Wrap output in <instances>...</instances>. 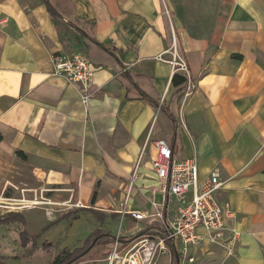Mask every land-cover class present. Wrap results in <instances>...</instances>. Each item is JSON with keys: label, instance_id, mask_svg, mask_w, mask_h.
Wrapping results in <instances>:
<instances>
[{"label": "crops", "instance_id": "crops-1", "mask_svg": "<svg viewBox=\"0 0 264 264\" xmlns=\"http://www.w3.org/2000/svg\"><path fill=\"white\" fill-rule=\"evenodd\" d=\"M49 3L58 17L44 0H0V152L71 201L77 191L83 206L118 212L135 171L127 210L168 219L176 202L163 205L152 142L137 165L146 143L164 138L175 158H197L200 180L220 173L217 196L232 212L221 243L191 247L182 264H264V0ZM174 41L189 73L159 58ZM78 51L96 68L86 105L77 84L52 73L54 56ZM123 71L151 83L134 87ZM188 75L196 87L185 98ZM137 221L128 234L143 230Z\"/></svg>", "mask_w": 264, "mask_h": 264}, {"label": "built area", "instance_id": "built-area-1", "mask_svg": "<svg viewBox=\"0 0 264 264\" xmlns=\"http://www.w3.org/2000/svg\"><path fill=\"white\" fill-rule=\"evenodd\" d=\"M169 53L171 54L170 59H166L163 54L159 55V58L170 62L173 72L183 70L189 73L188 61L178 50L175 41L169 49ZM95 72L94 63L83 52L56 55L53 58L52 73L65 78L68 83L77 84L85 105L92 96L91 87L94 83ZM195 87V81L188 75L185 98L191 95ZM151 142L154 150L152 164L162 181L160 189L163 192V205H168L174 199L176 202L174 216L167 219L164 210L158 209V216L164 220L167 226V232L164 235L144 232L141 229L134 234L133 238L124 243L119 239L122 235L119 230L107 258L109 264H156L161 254L170 250L167 239L173 240L183 257H187L191 247L199 246L207 240L221 243L220 240L224 232L230 229L228 217L232 212L227 208L226 202L221 201L217 196L224 184L220 173L213 171L208 178L200 180L197 158H175L169 142L164 138L148 141L142 149L137 165L140 164L143 154ZM135 175L134 171L124 198L125 205L119 211L121 223L126 214H130L137 220L146 215L142 211L127 210L126 205L134 186ZM75 205L83 207L80 202ZM199 226L207 230L208 237L197 232ZM231 231L235 235L238 234L235 229ZM232 240H234L233 237L229 239V243Z\"/></svg>", "mask_w": 264, "mask_h": 264}, {"label": "rangeland", "instance_id": "rangeland-1", "mask_svg": "<svg viewBox=\"0 0 264 264\" xmlns=\"http://www.w3.org/2000/svg\"><path fill=\"white\" fill-rule=\"evenodd\" d=\"M23 164L20 160L0 152V197L3 199L0 201V217L7 215L9 211L24 213L26 227L30 233L39 232L53 221H58V223L44 229L39 235L40 248H32V246L23 248L19 244L16 225H1L0 255L9 264H15L17 259H14L13 256L21 253L20 264H49L64 247L68 246L73 249L82 246L90 233L101 224L94 214L84 210H75L80 206L75 205L69 199L61 184L42 185V182L32 174L31 169ZM25 201H27V207ZM105 227L115 236L119 230L122 235L127 233L123 222L121 223V218L118 220L109 219ZM45 242L50 243L48 250L41 249ZM229 246V243L224 245L225 248ZM234 247L235 243L232 240V251ZM198 248L200 249V247ZM91 253L92 256H87L84 261L77 264H109L108 256L103 254L93 256L96 253V248H93ZM164 255L162 264L165 263L164 259L168 256L171 257L170 250L161 254L156 264H159ZM182 263H184L183 260Z\"/></svg>", "mask_w": 264, "mask_h": 264}, {"label": "trees", "instance_id": "trees-1", "mask_svg": "<svg viewBox=\"0 0 264 264\" xmlns=\"http://www.w3.org/2000/svg\"><path fill=\"white\" fill-rule=\"evenodd\" d=\"M47 3L48 9L54 18L58 17L60 14L53 8V6L49 3V0H44ZM61 7V6H60ZM80 22V21H79ZM93 34V27H90ZM82 33L86 36L89 35V31L82 27ZM93 38V37H92ZM94 40V38H93ZM125 75H130L133 78V86L136 87L137 84L134 82V79H138L147 83H151V80L144 75H135L131 74L127 71H123ZM128 98H142L146 99L152 103H157L154 97L145 94L144 92L131 94V91L127 92ZM162 108H164L162 106ZM172 116V115H171ZM78 195L77 191L74 192L72 202L74 204L77 203ZM75 210H84L88 211L95 215L98 222L101 224L97 227L96 230L92 231L90 235L84 241L82 246H77L73 249L66 246L59 251V253L54 257V259L49 264H77L84 261L87 256H92L91 250L96 248V253L93 256H97L98 254H103L104 256H109L113 244L115 242L116 236L110 230H108L105 225L109 222V219L118 220L121 217V213L115 210L112 207H79ZM58 223V221H53L48 225V227L53 226ZM141 226L143 227L144 232H152L154 234L164 235L167 232V226L163 219H161L158 214L149 213L144 216V218L139 220ZM15 224L19 233L20 243L22 246L27 247L31 245L32 248H40L39 246V235L47 229L48 227H44L36 234H31L26 228V216L24 213L20 211H9L7 215L0 217V226L6 225L10 226ZM138 225L137 219L133 218L130 214H126L123 220V227L125 228V232L133 231ZM133 234H125L121 235L119 239L122 242H126L129 239L133 238ZM42 250L49 248L50 243H43ZM167 245L169 246L171 252V264H177L176 252L179 254L180 264H182L183 255L178 249L177 245H175L174 241L171 239H167ZM14 259L20 258L19 255H14ZM0 264H9L4 258L0 255Z\"/></svg>", "mask_w": 264, "mask_h": 264}, {"label": "water", "instance_id": "water-1", "mask_svg": "<svg viewBox=\"0 0 264 264\" xmlns=\"http://www.w3.org/2000/svg\"><path fill=\"white\" fill-rule=\"evenodd\" d=\"M177 264H180L179 254L176 252Z\"/></svg>", "mask_w": 264, "mask_h": 264}, {"label": "bare ground", "instance_id": "bare-ground-1", "mask_svg": "<svg viewBox=\"0 0 264 264\" xmlns=\"http://www.w3.org/2000/svg\"><path fill=\"white\" fill-rule=\"evenodd\" d=\"M3 199L2 198H0V201H2ZM22 203V202H21ZM25 204H26V207H27V201H25L24 202ZM33 203H37V202H33ZM13 204H16V203H13ZM18 204H20V203H18ZM25 207V206H24Z\"/></svg>", "mask_w": 264, "mask_h": 264}]
</instances>
